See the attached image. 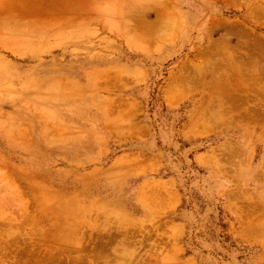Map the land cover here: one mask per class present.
I'll use <instances>...</instances> for the list:
<instances>
[{"label":"rangeland","instance_id":"1","mask_svg":"<svg viewBox=\"0 0 264 264\" xmlns=\"http://www.w3.org/2000/svg\"><path fill=\"white\" fill-rule=\"evenodd\" d=\"M0 264H264V0H0Z\"/></svg>","mask_w":264,"mask_h":264},{"label":"bare ground","instance_id":"2","mask_svg":"<svg viewBox=\"0 0 264 264\" xmlns=\"http://www.w3.org/2000/svg\"><path fill=\"white\" fill-rule=\"evenodd\" d=\"M162 5H163V4L161 3L160 6H162ZM158 6H159V5H158ZM160 6H159V7H160ZM163 6H164V5H163ZM165 7H166V6H165ZM155 8H156V6H155ZM158 9H159V8H158ZM162 10L164 11V8H163ZM167 10H168V9H166L165 11H167ZM158 11H159V10H158ZM163 11H159V12H163ZM168 11L170 12V10H168ZM156 12H157V11H156ZM156 12H155V13H156ZM169 12H168V13H169ZM155 13H154V14H155ZM165 13H166V12H165ZM168 13H167V14H168ZM170 13H171V12H170ZM158 14H159V13H158ZM160 14H162V13H160ZM145 27H146V26H145ZM148 27H149V26H148ZM150 27H151V26H150ZM147 29H148V28H146L145 32L147 31ZM142 30H143V29H142ZM143 31H144V30H143ZM130 33H131V32H130ZM141 33H142V32H141ZM148 33H149L150 35H152L151 32H148ZM131 34H132V33H131ZM142 34H143V33H142ZM145 34H147V33H145ZM145 34H144V35H145ZM139 35H140V34H139ZM142 36H143V35H142ZM142 36H141V37H142ZM148 36H149V35H148ZM138 37H139V36H138ZM149 37H151V36H149ZM153 37H154V36H153ZM148 39H149V38H148ZM145 40H146V39H145ZM142 43H143V42H142ZM145 43H146V42H145ZM143 44H144V43H143ZM146 44H148V43H146ZM144 45H145V44H144ZM186 67H187V66H186ZM237 71H238V70H237ZM173 87H174V86H173ZM170 90H171V89H170ZM172 90H173V89H172ZM172 90H171V91H172ZM168 94H169V93H168ZM169 96H170V95H168V97H169ZM170 99L172 100V97H171V98L169 97V100H170Z\"/></svg>","mask_w":264,"mask_h":264}]
</instances>
